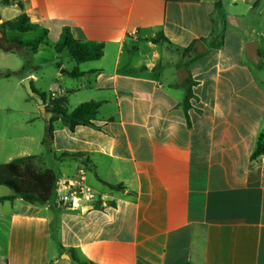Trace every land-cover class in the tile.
<instances>
[{
    "label": "crops",
    "instance_id": "obj_1",
    "mask_svg": "<svg viewBox=\"0 0 264 264\" xmlns=\"http://www.w3.org/2000/svg\"><path fill=\"white\" fill-rule=\"evenodd\" d=\"M17 1L0 3L1 38L47 29L36 53L50 46L57 60L48 91L34 87L42 65L23 64L21 79L69 112L101 107L93 125L74 129L53 116L45 138L0 149V165L35 156L28 164L57 180L83 169L104 198L85 213L0 202V264H74L71 251L86 264H264V154L253 158L264 134V0ZM23 14L34 30L3 27ZM66 28L103 44L102 58L57 53ZM75 68L83 75L67 74ZM12 195L0 186V198Z\"/></svg>",
    "mask_w": 264,
    "mask_h": 264
},
{
    "label": "trees",
    "instance_id": "obj_2",
    "mask_svg": "<svg viewBox=\"0 0 264 264\" xmlns=\"http://www.w3.org/2000/svg\"><path fill=\"white\" fill-rule=\"evenodd\" d=\"M17 2V5L22 8V4L17 0H0L2 4H11ZM4 28L19 30L22 32L34 30L37 25L30 22L26 14L21 15L17 20L4 23ZM48 30L43 29L39 36L33 40L21 41L15 40L13 44L19 47L29 48L36 53L39 50L41 43L47 38ZM156 41V40H155ZM12 44V45H13ZM56 52L61 53L67 50L69 56L78 64L88 61L99 60L103 56L104 45L96 42H82L74 38L70 29L66 28L57 43ZM73 78H78L83 75L78 68L67 73ZM33 87V85H32ZM36 91V89L33 87ZM47 105L49 111L53 113V120L62 118L69 126L74 129L78 125H93L96 120L100 102L89 101L80 104L73 111L67 109V101L61 98L50 99L49 96L37 91ZM193 98L192 90L189 89L185 98V109L190 108V100ZM52 120V121H53ZM52 132V125L49 133ZM264 154V134H261L257 143V147L253 153V158H257ZM35 156L22 157L13 161L0 165V186H6L13 191L12 196L1 197L0 202L10 201L15 198H21L29 203L50 204L55 201V187L57 178L52 171L39 173L35 171L29 164ZM114 188V187H113ZM71 260L74 264L82 263L71 251Z\"/></svg>",
    "mask_w": 264,
    "mask_h": 264
},
{
    "label": "rangeland",
    "instance_id": "obj_3",
    "mask_svg": "<svg viewBox=\"0 0 264 264\" xmlns=\"http://www.w3.org/2000/svg\"><path fill=\"white\" fill-rule=\"evenodd\" d=\"M11 35H19L21 39L33 40L38 35L35 32L19 34L16 31L8 30L7 38ZM0 36V149L5 153L14 152L15 145L29 144L31 138L43 136L46 137L47 125L40 112V104L29 95L22 80L19 71L23 64L29 65V70L35 65H42V69L37 71L41 81L34 87L48 91L50 84V71L55 72L56 62L55 52L50 46H43L38 53L30 54H3L4 48H10L13 45L9 41L3 40ZM11 44V46H10ZM67 66L74 63L70 58L62 59ZM27 68V69H28ZM71 68V67H70ZM36 72V71H33ZM2 156L5 162L6 157ZM9 190L6 186H1Z\"/></svg>",
    "mask_w": 264,
    "mask_h": 264
},
{
    "label": "built area",
    "instance_id": "obj_4",
    "mask_svg": "<svg viewBox=\"0 0 264 264\" xmlns=\"http://www.w3.org/2000/svg\"><path fill=\"white\" fill-rule=\"evenodd\" d=\"M103 198L86 184L83 169L75 177L60 179L56 182L55 202L69 210L79 211L84 206H94Z\"/></svg>",
    "mask_w": 264,
    "mask_h": 264
},
{
    "label": "water",
    "instance_id": "obj_5",
    "mask_svg": "<svg viewBox=\"0 0 264 264\" xmlns=\"http://www.w3.org/2000/svg\"><path fill=\"white\" fill-rule=\"evenodd\" d=\"M0 36H2L1 31H0ZM200 44H203V43H200ZM247 54H248V58L250 61H252L253 63H257V58H259V57L257 54L256 43L251 42L247 45ZM184 73H187V70H182L178 74V78H179L180 83L183 82ZM24 85H25L26 90L29 93V95L34 97L38 101V103L40 104L39 109H40V112L42 114L43 119L46 122L47 131L49 133V131L51 129V125H52L53 113L48 110L47 105L44 103V100L41 97V95L33 89L31 81L29 79L25 80ZM90 209H92V206L88 205V206H84L82 211H83V213H85V212L89 211ZM67 258H69V257L67 256Z\"/></svg>",
    "mask_w": 264,
    "mask_h": 264
}]
</instances>
